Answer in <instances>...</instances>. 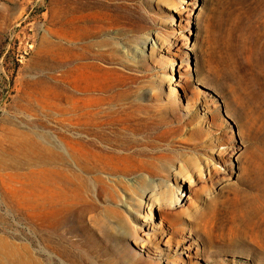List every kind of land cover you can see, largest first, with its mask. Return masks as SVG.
Segmentation results:
<instances>
[{"label": "rangeland", "instance_id": "1", "mask_svg": "<svg viewBox=\"0 0 264 264\" xmlns=\"http://www.w3.org/2000/svg\"><path fill=\"white\" fill-rule=\"evenodd\" d=\"M68 1L0 0V264H264V0Z\"/></svg>", "mask_w": 264, "mask_h": 264}, {"label": "bare ground", "instance_id": "2", "mask_svg": "<svg viewBox=\"0 0 264 264\" xmlns=\"http://www.w3.org/2000/svg\"><path fill=\"white\" fill-rule=\"evenodd\" d=\"M70 1L66 3L67 8L69 7ZM76 1L79 2L80 7L77 8V10H73L75 12H81L85 8L89 9L92 7L90 5H84V3L80 2V0ZM67 12L70 13V10H67ZM76 18L77 17L75 16L74 19ZM59 45L62 46L61 44ZM74 111V107H71V111L66 109V113L68 115L62 118L61 124L62 126L67 127L68 130H75L80 135L76 142L81 147L90 150L93 155L103 157L105 159H131L135 161L138 159L144 161V159L150 158V156L146 153L130 151V149L134 146L135 141L132 140V134H134L135 131L131 129L127 123L117 121V113L121 114L122 111L120 106L115 107L109 100L103 103L87 102L80 106L77 117H75ZM72 113H74V115H72ZM53 155L54 153L52 151L49 158L50 165L55 161V155ZM165 158L169 160L168 157ZM50 168L51 173H53L54 169H56L55 166H50ZM172 199L173 198L169 199L168 203L166 202L165 204H161L159 207H177L180 201L178 199L173 201ZM1 261L3 260L0 258V263Z\"/></svg>", "mask_w": 264, "mask_h": 264}]
</instances>
